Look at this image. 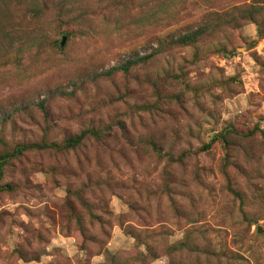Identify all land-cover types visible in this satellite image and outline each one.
Returning <instances> with one entry per match:
<instances>
[{
	"label": "rangeland",
	"instance_id": "rangeland-1",
	"mask_svg": "<svg viewBox=\"0 0 264 264\" xmlns=\"http://www.w3.org/2000/svg\"><path fill=\"white\" fill-rule=\"evenodd\" d=\"M262 1L0 0V264H264Z\"/></svg>",
	"mask_w": 264,
	"mask_h": 264
},
{
	"label": "trees",
	"instance_id": "trees-1",
	"mask_svg": "<svg viewBox=\"0 0 264 264\" xmlns=\"http://www.w3.org/2000/svg\"><path fill=\"white\" fill-rule=\"evenodd\" d=\"M259 3V1H258ZM261 4H264V0L262 1ZM233 10L232 12H234L236 9L233 8L231 9ZM231 10H227L231 11ZM219 11L216 12H212L210 15H219ZM225 13V12H223ZM230 13V12H228ZM222 14V13H220ZM144 20V19H143ZM214 33V27L211 25H205L204 27H200L197 30H192L187 32L186 34H184V36L181 35V37L177 40V41H173L172 43H170L171 45H184V46H188V45H196L204 36L209 37L210 34ZM162 40L164 38H161ZM161 48V46H160ZM159 54V50L156 51V53L152 54V55H147V56H140L137 54L136 58L126 62L125 64L121 65L118 67V69L124 71V72H128L132 67L138 66V65H142L145 64L149 61L150 58H152L154 55ZM87 137V133H84L82 135L76 136L73 139L68 140L67 142H65L62 151H73L78 149L80 146L83 145V142L85 140V138ZM28 148H36V149H44V146H38V145H30V146H18L16 149V154H21L24 150L28 149ZM58 148V147H57ZM1 159V158H0ZM4 159V158H3ZM237 195V193H235Z\"/></svg>",
	"mask_w": 264,
	"mask_h": 264
},
{
	"label": "water",
	"instance_id": "water-1",
	"mask_svg": "<svg viewBox=\"0 0 264 264\" xmlns=\"http://www.w3.org/2000/svg\"><path fill=\"white\" fill-rule=\"evenodd\" d=\"M5 165H6V161L5 160L0 161V179L2 178L3 168L5 167Z\"/></svg>",
	"mask_w": 264,
	"mask_h": 264
}]
</instances>
